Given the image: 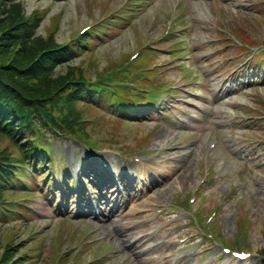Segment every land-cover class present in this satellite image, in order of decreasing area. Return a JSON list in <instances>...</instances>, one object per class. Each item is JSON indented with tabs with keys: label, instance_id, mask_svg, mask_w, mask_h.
<instances>
[{
	"label": "rangeland",
	"instance_id": "rangeland-1",
	"mask_svg": "<svg viewBox=\"0 0 264 264\" xmlns=\"http://www.w3.org/2000/svg\"><path fill=\"white\" fill-rule=\"evenodd\" d=\"M120 1L121 0H96V3L91 8L87 3L88 0H26V8L28 12H31L37 7L50 6V14L53 15L60 12L62 14V27L58 33V38L63 42L68 40L69 37L72 36V33L83 25L93 22L101 15L103 16L105 7L115 9V6L119 5ZM172 1L173 0H148V2L144 3L145 5L142 11H138L132 14V16H129L130 19L127 25L121 29L115 30L116 33L107 36L105 39L99 38L97 41L101 42L98 43V46L95 48V56L97 59L95 64L99 66L100 70L111 60L120 58L126 53L131 54L133 50L137 48V43L140 40L145 41L146 37L151 42H153V40H159L163 32L165 17L170 11V4ZM182 4L183 9L187 12L186 17L190 20L189 32L185 35V39L188 44H196L195 53L192 57L198 56L196 57L199 67L208 80V83H206L207 87L217 90V85H219L218 81H221L222 78L220 74L215 75L213 71L222 64V57H216L214 49H217L222 43L212 44L211 42L214 36H220L215 31V27L217 29L218 24L222 22V18L227 21L229 27L232 26L233 28H238L240 23H244L252 27H249V30L253 29L255 32V37L251 38L255 39V42H263L264 13L261 11L260 7L253 4V0H183ZM108 11L110 10L106 9L105 12ZM44 22L48 23V17ZM39 31L42 32L41 29H39ZM237 33L244 41H249L244 34L239 31ZM231 52L233 53L234 51H230V53ZM162 57L165 58L167 56L163 55ZM82 58L88 59L89 56L85 54ZM78 60L79 58L76 59V61ZM194 66L197 67V65ZM105 68H108V66ZM229 69L231 70V68ZM223 70L226 69H220L219 73ZM91 72L95 74L94 68H92ZM168 76L174 79V77L178 76V72L170 71L168 72ZM179 80L180 77H178L177 81ZM248 90L252 91L251 95H248ZM248 90L244 91L242 99L256 106H260L261 103L264 102V83L252 85ZM240 96L241 95H232L229 99L225 98L226 101H223L220 97V93H215L214 101L217 105L215 106V112L220 122L226 119L232 120V116H238L244 113L240 109L234 110L231 108L237 100V97ZM85 112L99 114L96 110H87ZM111 120L113 121H110L109 125L115 123V131L120 143L118 146L104 144L102 147H111L120 150L124 149L123 151L127 152V150L134 148V146H139V142L143 140L144 136L150 135L151 139L150 142L147 143V149L152 151L154 161H149L148 163L155 165L156 161L157 167L163 170L157 175L159 179L155 180L153 177L155 175L146 173L143 166H140V174L147 177L150 183L153 179L155 182L151 183L154 185L150 189L141 193V200L145 202L146 206L137 211L141 212L150 209L159 201H164V203L172 202V200L178 199V197H176L178 194L187 193L188 190L194 187L201 174V160H203L205 153H208V143L205 141L204 130L199 132L197 128L166 125L164 123H159L153 117L136 122H121L116 119ZM221 127V129L217 130L221 139V145L215 151L211 152V159H214L215 162L219 157L227 156L229 161L224 168L223 175L218 185L206 196L212 197V201L206 199V209L209 212L215 206L213 203L214 201L223 197L232 188L235 187L236 189V186L239 184L248 182L250 187L238 190L232 201L217 215L215 227H219L222 230L226 239H234L239 235L237 234L239 230V226L237 227L238 216L245 215L248 219L246 229L247 239L250 243V246L247 248L252 251H261L264 248V161L263 159L259 161L253 159L250 163L242 162L238 154H233L230 151L231 147H229L230 144L238 140L242 141L243 135L257 136L260 132V127L255 126L251 129H247L243 124L235 129H230L228 127L224 128L222 124ZM107 128H112V126ZM100 135L102 134L95 133L96 138H99ZM125 144L128 145L125 146ZM122 145L125 147L119 148ZM201 145L205 146L204 151H202ZM84 149L85 146L81 147L79 142L70 139L63 141L61 154L65 155L64 151H68L70 156V163L68 166H71V164L74 166V157L76 155H85L86 152H84ZM155 150L161 152L157 155V153L153 152ZM106 157L108 156L106 155ZM64 162L67 164L65 159ZM183 163H185V166L183 168H178ZM186 163H188V165ZM131 167H135V165L133 164L126 168ZM121 169H125V165H122ZM191 172H194V178L191 177ZM61 177H64V173H57L55 171L52 177V184L56 180L61 181ZM166 178L167 180H165ZM73 183L74 180H72L71 187H73ZM49 189L52 192H45V199H40L39 197L31 198L32 201H34L32 206L36 210V213L33 219L25 222V227L23 228L24 230H28L27 234L34 231L39 232L44 240V258L39 264H51L52 261L49 262V256L53 251V243L55 239L60 236L62 221H68L69 219L59 216L56 213L57 204L55 205V203L61 202L64 199L62 196L66 193L65 189L61 188L62 193L59 195H56L54 192L55 186L49 185L47 190ZM66 191L69 195L70 191H68V189ZM136 191L137 189L134 190V192ZM136 197V195L133 197L132 210L135 208ZM125 213H127V217L124 221L127 222H131L132 219L134 220L141 215L138 214V216L130 220L129 211H125ZM170 220L176 221L170 217H166L163 219V222L166 223ZM73 222L75 224L78 223V221ZM94 224L95 223L92 225L94 226ZM117 224L118 222L116 220H113L111 223H106L100 232L110 234L109 237L106 238V245H112V248L115 246V250L118 253L117 257L125 258L128 257L127 252H123L122 250L125 243L123 244L120 240H117L116 232L112 229V227H115ZM128 225L131 226V223H128ZM0 226L1 230L5 231V233L2 232L0 234L5 238L9 232V227H7L8 222L0 221ZM65 230L66 234H72L75 230V226L69 224L65 227ZM127 236L128 234H124V237ZM166 236L167 233L163 232L156 239L150 241V244H157L156 248L152 252H146V254L139 259L140 263L164 264V253L169 248L164 246L168 243ZM22 238H26V234H22ZM66 242L67 240L64 241V243ZM87 244L88 242L85 243V245ZM198 244H200V242H198ZM83 245L84 242L77 243L75 249L81 250ZM66 246L67 245L64 246V250H67ZM189 251H192V248H190ZM211 258L206 256L190 259L194 262H198V264H230L227 259L212 263ZM260 260L261 257L259 256L252 257L247 264H261Z\"/></svg>",
	"mask_w": 264,
	"mask_h": 264
},
{
	"label": "trees",
	"instance_id": "trees-1",
	"mask_svg": "<svg viewBox=\"0 0 264 264\" xmlns=\"http://www.w3.org/2000/svg\"><path fill=\"white\" fill-rule=\"evenodd\" d=\"M20 23L10 27L6 19L0 17V127L7 128L5 122L12 114L13 104H18L27 112L37 109L35 113L38 120H42L43 109H47L44 119L52 122L67 121L65 106L60 102L72 96L70 80L65 75H54L52 72L50 64L56 56L52 52L36 59L42 46L36 40H26L22 32L24 23ZM0 140H4L1 135ZM12 145L15 146V143ZM3 155L9 158L18 157L0 148L2 162ZM13 161L18 163L21 158ZM5 169V163H2L0 176Z\"/></svg>",
	"mask_w": 264,
	"mask_h": 264
},
{
	"label": "bare ground",
	"instance_id": "bare-ground-1",
	"mask_svg": "<svg viewBox=\"0 0 264 264\" xmlns=\"http://www.w3.org/2000/svg\"><path fill=\"white\" fill-rule=\"evenodd\" d=\"M181 167H184L183 165H181ZM140 205V203H138Z\"/></svg>",
	"mask_w": 264,
	"mask_h": 264
},
{
	"label": "snow or ice",
	"instance_id": "snow-or-ice-1",
	"mask_svg": "<svg viewBox=\"0 0 264 264\" xmlns=\"http://www.w3.org/2000/svg\"><path fill=\"white\" fill-rule=\"evenodd\" d=\"M242 255V254H241Z\"/></svg>",
	"mask_w": 264,
	"mask_h": 264
}]
</instances>
